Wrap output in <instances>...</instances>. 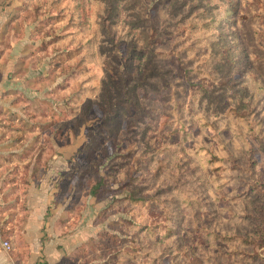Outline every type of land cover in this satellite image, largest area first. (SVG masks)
Listing matches in <instances>:
<instances>
[{
    "label": "rangeland",
    "instance_id": "374dc122",
    "mask_svg": "<svg viewBox=\"0 0 264 264\" xmlns=\"http://www.w3.org/2000/svg\"><path fill=\"white\" fill-rule=\"evenodd\" d=\"M13 3L42 69L9 126L67 148L58 264H264V0Z\"/></svg>",
    "mask_w": 264,
    "mask_h": 264
},
{
    "label": "crops",
    "instance_id": "0c3cea01",
    "mask_svg": "<svg viewBox=\"0 0 264 264\" xmlns=\"http://www.w3.org/2000/svg\"><path fill=\"white\" fill-rule=\"evenodd\" d=\"M9 7H0V228L11 249L0 244V264H58L69 246L76 250L82 245L70 203L63 207L58 202L67 148L46 150L51 157L41 162L39 148L23 144L24 132L9 126L31 105L41 67L29 51L26 27H16L10 15L17 5ZM23 97L25 105L19 102ZM4 145L13 149L3 153ZM31 151L36 154L30 161Z\"/></svg>",
    "mask_w": 264,
    "mask_h": 264
},
{
    "label": "built area",
    "instance_id": "2783aa9c",
    "mask_svg": "<svg viewBox=\"0 0 264 264\" xmlns=\"http://www.w3.org/2000/svg\"><path fill=\"white\" fill-rule=\"evenodd\" d=\"M0 244L1 246L6 249V250H10L11 249V244L10 242L5 238L1 228H0Z\"/></svg>",
    "mask_w": 264,
    "mask_h": 264
},
{
    "label": "trees",
    "instance_id": "16d2710c",
    "mask_svg": "<svg viewBox=\"0 0 264 264\" xmlns=\"http://www.w3.org/2000/svg\"><path fill=\"white\" fill-rule=\"evenodd\" d=\"M113 1V0H112ZM141 55L137 56L138 59H141L142 57H140ZM139 61V60H138ZM140 63V62H139ZM95 194L93 191H92V195ZM3 228V227H2ZM1 228V230H2Z\"/></svg>",
    "mask_w": 264,
    "mask_h": 264
}]
</instances>
